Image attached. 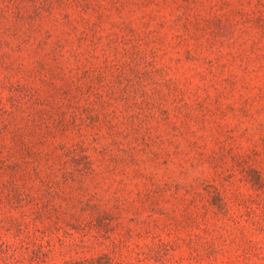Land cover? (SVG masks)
Wrapping results in <instances>:
<instances>
[{"label": "rangeland", "instance_id": "374dc122", "mask_svg": "<svg viewBox=\"0 0 264 264\" xmlns=\"http://www.w3.org/2000/svg\"><path fill=\"white\" fill-rule=\"evenodd\" d=\"M0 264H264V0H0Z\"/></svg>", "mask_w": 264, "mask_h": 264}]
</instances>
